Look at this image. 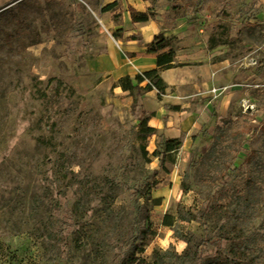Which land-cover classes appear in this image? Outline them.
<instances>
[{"label": "rangeland", "instance_id": "obj_1", "mask_svg": "<svg viewBox=\"0 0 264 264\" xmlns=\"http://www.w3.org/2000/svg\"><path fill=\"white\" fill-rule=\"evenodd\" d=\"M114 2L115 11L103 10ZM149 3L201 38L202 48L176 63L211 62L214 77L228 81L227 111L162 166L153 153L163 149L160 132L138 136L159 106L156 90L114 86L108 45L123 46L112 36L121 2L0 0V264H127L141 244L135 264H264V181L244 164L251 148L264 149V1ZM237 112L253 116L252 131L228 178L204 184L199 158ZM171 171L178 187L167 182L158 195ZM239 207L245 220L236 222ZM236 226L252 251H233L242 241L228 232Z\"/></svg>", "mask_w": 264, "mask_h": 264}, {"label": "crops", "instance_id": "obj_2", "mask_svg": "<svg viewBox=\"0 0 264 264\" xmlns=\"http://www.w3.org/2000/svg\"><path fill=\"white\" fill-rule=\"evenodd\" d=\"M119 1L121 2L119 7L122 8L120 26L124 33L122 40H118L123 46L119 49L113 43L108 45L114 80L125 75L134 78L136 73L155 68V58L142 54L146 50V45L161 32L164 36L178 38L176 58L191 53L193 49L202 48L201 45L199 46L202 42L201 38L195 32L188 33L183 24L169 21L164 14L155 15L154 20L131 23L128 6L145 12L150 5L149 0ZM132 34L139 35V39H125ZM124 56L127 63L124 62ZM213 67L211 62H205L197 66L191 64L162 70L160 77L169 87L163 97L158 99L159 106L147 119V125L157 128L164 139L183 138L182 146H184L187 144V137L196 135L204 127L210 126L216 114L223 115L227 111L228 100L222 89L227 86L228 81L223 76L214 77ZM178 178V173L174 171L167 174L160 183L163 188L158 189V195L165 193L167 182L168 187L171 185L173 189L178 187L180 183Z\"/></svg>", "mask_w": 264, "mask_h": 264}, {"label": "trees", "instance_id": "obj_3", "mask_svg": "<svg viewBox=\"0 0 264 264\" xmlns=\"http://www.w3.org/2000/svg\"><path fill=\"white\" fill-rule=\"evenodd\" d=\"M117 3H112L103 8L105 11H115V7ZM127 10L130 14L131 23L135 22H146V20L155 19V14L151 12V9L147 8L145 12H141L135 10L133 7L128 6ZM122 8L119 7L118 13L121 14ZM124 30L123 28H118L112 36L114 39L123 38ZM125 39L133 40L139 39V35L132 34L127 36ZM177 42L178 38L174 36H164L163 33H159L154 36V39L146 45V50L142 54L143 56H152L155 58V68L148 69V71H144L141 73H136L134 78L131 79L128 75L119 77L118 80L115 81V87H121L124 91H138L143 90L148 92L150 90H156V96L158 99L163 97V94L166 93V89L169 87L168 84L163 81L160 77V72L165 69L176 68L177 66H183V63H176L177 57ZM210 48H214L213 44H210ZM145 82L146 84L142 86L141 84ZM172 90V89H171ZM253 119L252 115H247L241 112H237L234 118H228L221 121L222 125L217 126L216 131L213 135V139L209 144L208 148L204 150V153L199 158V166H201V177L200 181L207 185H218L223 181L224 177L228 178V171L233 166L232 163L237 158L239 153V147L241 146V139H243L244 135L250 134L252 131V127L250 124V120ZM147 120H142L140 122V128L138 131V136L141 139L148 140L152 135H155L158 132V129L152 126H148L146 124ZM251 134V138H253ZM183 140L182 138H165L163 143V149L160 151L158 148L153 152L155 156H162L161 158V166L166 159L173 160V154L179 151V148L182 146ZM253 145L249 144V148ZM145 150V149H143ZM252 152L248 155L244 161L246 165H252L253 170L252 174L257 176L264 181V149L251 148ZM258 154L263 163H259L254 159ZM144 154H147L144 151ZM252 161V163H251ZM263 168V169H262ZM262 169V170H261ZM187 173H185V176ZM159 182L153 181L152 185H157ZM226 182L223 183L222 187L225 186ZM181 188L183 191H187L189 186L185 181L181 180ZM156 203H160V199L156 200ZM234 214L231 215V218L238 222L245 220V215L243 213V209L234 208L232 211ZM162 225H171L173 222V217L169 213H166L162 219ZM243 228L232 227L228 232L233 236L234 239L242 238L240 244L234 245L233 251L236 252H250L253 249L251 245V238L241 236V232H243ZM143 250V246L138 245L134 248L131 257L128 258L127 264H135L136 261H139L136 257V253ZM202 264H236L231 260H219V259H211L205 260Z\"/></svg>", "mask_w": 264, "mask_h": 264}, {"label": "bare ground", "instance_id": "obj_4", "mask_svg": "<svg viewBox=\"0 0 264 264\" xmlns=\"http://www.w3.org/2000/svg\"><path fill=\"white\" fill-rule=\"evenodd\" d=\"M167 76L171 78V76H170V75H167Z\"/></svg>", "mask_w": 264, "mask_h": 264}]
</instances>
